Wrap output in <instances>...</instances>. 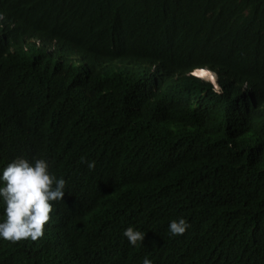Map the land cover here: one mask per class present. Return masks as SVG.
<instances>
[{
	"label": "trees",
	"instance_id": "trees-1",
	"mask_svg": "<svg viewBox=\"0 0 264 264\" xmlns=\"http://www.w3.org/2000/svg\"><path fill=\"white\" fill-rule=\"evenodd\" d=\"M18 156L66 191L0 264H264V0H0V169Z\"/></svg>",
	"mask_w": 264,
	"mask_h": 264
},
{
	"label": "clouds",
	"instance_id": "clouds-1",
	"mask_svg": "<svg viewBox=\"0 0 264 264\" xmlns=\"http://www.w3.org/2000/svg\"><path fill=\"white\" fill-rule=\"evenodd\" d=\"M146 64L148 60L140 55L132 54ZM116 58H128L121 55ZM135 59V58H134ZM195 68L189 74L200 79H208L217 85L209 77L198 76ZM209 70V69H207ZM212 72L211 70H209ZM213 73V72H212ZM214 74V73H213ZM217 87V86H216ZM94 161H89L87 166L94 168ZM66 181L63 177H57L50 170L49 161L45 158L26 159L18 156L12 159L5 167L0 169V239L10 242L21 240L35 241L44 235L45 225L50 220L54 202L61 201L66 191ZM190 224L184 217L172 219L168 223V233L175 237L185 233ZM122 235L128 243L136 246L144 240L145 233L133 227H127ZM142 264H152V261L144 257Z\"/></svg>",
	"mask_w": 264,
	"mask_h": 264
},
{
	"label": "bare ground",
	"instance_id": "bare-ground-1",
	"mask_svg": "<svg viewBox=\"0 0 264 264\" xmlns=\"http://www.w3.org/2000/svg\"><path fill=\"white\" fill-rule=\"evenodd\" d=\"M7 42V41H6ZM67 43V42H66ZM128 58H130V59H134V57H131V56H128ZM65 67H67V66H65ZM100 69V68H99ZM98 69V70H99ZM197 70V74L196 75H198V76H210V74H211V72L209 71V70H207V69H196ZM195 70V71H196ZM97 71V70H96ZM195 71H194V73H195ZM212 80L213 81H215V79H213L212 78Z\"/></svg>",
	"mask_w": 264,
	"mask_h": 264
}]
</instances>
